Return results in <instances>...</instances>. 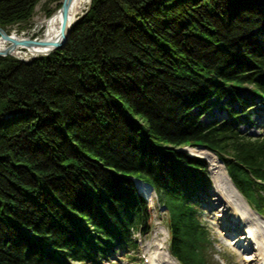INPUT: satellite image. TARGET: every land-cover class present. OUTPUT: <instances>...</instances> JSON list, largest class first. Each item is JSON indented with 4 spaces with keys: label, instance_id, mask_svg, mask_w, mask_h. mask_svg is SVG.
I'll return each mask as SVG.
<instances>
[{
    "label": "trees",
    "instance_id": "1",
    "mask_svg": "<svg viewBox=\"0 0 264 264\" xmlns=\"http://www.w3.org/2000/svg\"><path fill=\"white\" fill-rule=\"evenodd\" d=\"M40 2L0 0V26L26 28ZM0 99V264L133 259L153 228L134 178L166 207L172 255L213 264V182L186 146L264 214V134L241 129L264 104V0H92L64 48L0 56Z\"/></svg>",
    "mask_w": 264,
    "mask_h": 264
},
{
    "label": "rangeland",
    "instance_id": "2",
    "mask_svg": "<svg viewBox=\"0 0 264 264\" xmlns=\"http://www.w3.org/2000/svg\"><path fill=\"white\" fill-rule=\"evenodd\" d=\"M46 0L41 2L36 7V12L29 25L25 29H19V26L10 27V32H15L21 35L25 32L26 35L30 34H42L41 22L48 18L46 10L43 8ZM63 0H58L50 4L51 8H56L57 3ZM90 6V3L85 7L84 14ZM81 14V15H82ZM2 110V103L0 99V111ZM225 113L219 110V107L214 109V114L205 115L202 119L204 123L211 121L217 117H224ZM264 116V115H263ZM256 120L257 117L254 116ZM264 121V119H263ZM244 131H248L246 127ZM250 133L257 134L258 129H250ZM191 149L186 147L191 155ZM203 157V156H199ZM206 159V158H205ZM206 162L210 166L209 160ZM213 179V177H212ZM214 183V180H213ZM214 193L212 192V200L209 201L202 209V216L204 221L209 227V235L211 244L209 246V256L213 264H249V259L256 254L262 253L264 256V220L262 219H249L247 215L242 212V209L232 204L231 201L226 200L223 202V206L220 209H216L219 202V187L217 188L214 183ZM152 207V233L141 242V248L139 252L134 254L133 259H123L120 264H172L167 257L164 256L163 250L158 248V244L163 243L169 248V229H168V217L163 208H160L156 202V197L150 201ZM239 223L242 227L241 230H234L228 228L229 224ZM241 235L247 237V240L240 241ZM214 243V244H213ZM152 245L151 247H149ZM178 264H180L178 262Z\"/></svg>",
    "mask_w": 264,
    "mask_h": 264
},
{
    "label": "bare ground",
    "instance_id": "3",
    "mask_svg": "<svg viewBox=\"0 0 264 264\" xmlns=\"http://www.w3.org/2000/svg\"><path fill=\"white\" fill-rule=\"evenodd\" d=\"M91 0H74L72 3V6L69 10V15H70V23H73V21L76 20V18L80 17L81 14L84 12L85 7L90 3ZM62 21L63 17L60 13L56 14L54 17H52L49 21L48 20H43L41 22V29L43 30V33L41 37H46L48 39L50 38H55L61 29L62 26ZM13 36L18 37L17 34L13 33ZM9 45V43L0 38V48H5ZM14 54L21 55L25 59H30L37 53H31L27 50H25L23 53L19 52H14ZM192 154L198 155V156H203L207 160H209L211 164V172H212V177L215 183V186L218 188L219 187V197L221 200L217 203L216 209H220L223 206V201H231L232 204L236 205L237 207L242 209V212L249 217V219H260V216L254 212L248 202L245 200V198L242 196V194L239 192L235 184L233 183L232 179L230 178L226 167L224 166L223 162L220 160V158L214 154L213 152L204 149L202 147H199L197 149H191ZM134 185L139 191L144 194L150 201L153 200L155 196V192L152 190V188L148 185L145 184L146 182L140 179L134 178ZM135 180L136 183H135ZM229 230L234 229V230H241L242 227L237 221L235 223L229 224L228 225ZM244 235H241L239 240L241 241L243 239ZM247 238L244 240L246 241ZM150 245L149 247H151ZM158 248L163 250V254L165 257L169 259V261L172 264H178L177 260L172 257L165 246V244L160 243L158 244ZM262 253L258 254L257 259H249V264H257V260L261 257ZM264 263V258L262 260V263Z\"/></svg>",
    "mask_w": 264,
    "mask_h": 264
},
{
    "label": "water",
    "instance_id": "4",
    "mask_svg": "<svg viewBox=\"0 0 264 264\" xmlns=\"http://www.w3.org/2000/svg\"><path fill=\"white\" fill-rule=\"evenodd\" d=\"M74 0H63L61 6L56 9L51 16L46 18V20H50L52 17H54L56 14L60 13L63 17L62 26L60 29L59 34L55 38H46L37 36L34 38L31 37H15L13 34L8 33L3 27L0 26V38L6 40L9 45L5 48H0V56H15L18 57L14 52H18L20 50H27L31 53H37L30 59H27L26 62H31L35 60L38 56H46L49 55L58 49L64 48L65 44L68 41L69 34L71 32L72 27L75 25L77 20L80 17L76 18L73 23H70V15L69 10L72 6V3ZM92 0L90 1L91 4ZM185 150V149H183ZM137 180H135L136 183ZM148 184V183H145ZM152 190H154V187L150 184H148ZM155 191V190H154ZM141 193V192H140ZM145 198H147L144 195Z\"/></svg>",
    "mask_w": 264,
    "mask_h": 264
},
{
    "label": "built area",
    "instance_id": "5",
    "mask_svg": "<svg viewBox=\"0 0 264 264\" xmlns=\"http://www.w3.org/2000/svg\"><path fill=\"white\" fill-rule=\"evenodd\" d=\"M23 35L25 34V32L22 33Z\"/></svg>",
    "mask_w": 264,
    "mask_h": 264
}]
</instances>
